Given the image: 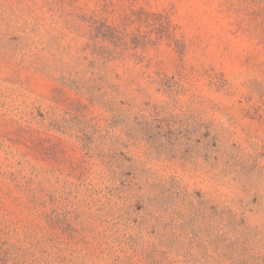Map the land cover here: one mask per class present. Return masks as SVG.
<instances>
[{"label": "rangeland", "instance_id": "374dc122", "mask_svg": "<svg viewBox=\"0 0 264 264\" xmlns=\"http://www.w3.org/2000/svg\"><path fill=\"white\" fill-rule=\"evenodd\" d=\"M0 264H264V0H0Z\"/></svg>", "mask_w": 264, "mask_h": 264}]
</instances>
